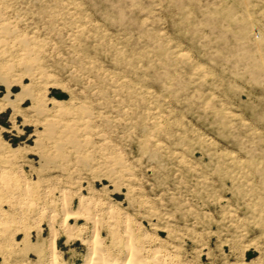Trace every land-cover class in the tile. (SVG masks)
<instances>
[{
	"label": "rangeland",
	"instance_id": "rangeland-1",
	"mask_svg": "<svg viewBox=\"0 0 264 264\" xmlns=\"http://www.w3.org/2000/svg\"><path fill=\"white\" fill-rule=\"evenodd\" d=\"M96 231L264 264V0H0V264Z\"/></svg>",
	"mask_w": 264,
	"mask_h": 264
},
{
	"label": "bare ground",
	"instance_id": "bare-ground-1",
	"mask_svg": "<svg viewBox=\"0 0 264 264\" xmlns=\"http://www.w3.org/2000/svg\"><path fill=\"white\" fill-rule=\"evenodd\" d=\"M69 215L70 213L67 214L68 217ZM66 226L68 227V225ZM127 244H128V252H127L126 257L122 255V256H116L115 258L114 257L112 258L111 255L109 256L108 254L109 251H107V249L106 251L102 249L103 246H102V242L100 239V235H99V232L96 231L93 239L90 240V242H88V254L85 259L86 261L82 264H170V262H166L167 259L165 258V256L162 257L161 254H159L160 252H158L157 249L155 250L156 253L154 252L153 253L154 255L150 256L151 257L150 258L151 260H150L149 257L147 258L145 256L142 257L143 256L142 253H144L145 249H142L138 245L137 246L134 245V241L132 242L130 239L129 241H127ZM52 247L56 249V239L55 238H53L52 240Z\"/></svg>",
	"mask_w": 264,
	"mask_h": 264
}]
</instances>
